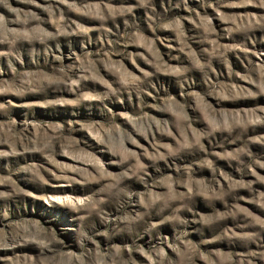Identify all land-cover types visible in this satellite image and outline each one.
<instances>
[{
  "label": "rangeland",
  "instance_id": "1",
  "mask_svg": "<svg viewBox=\"0 0 264 264\" xmlns=\"http://www.w3.org/2000/svg\"><path fill=\"white\" fill-rule=\"evenodd\" d=\"M0 264H264V0H0Z\"/></svg>",
  "mask_w": 264,
  "mask_h": 264
}]
</instances>
